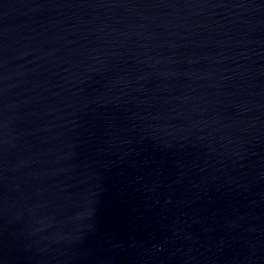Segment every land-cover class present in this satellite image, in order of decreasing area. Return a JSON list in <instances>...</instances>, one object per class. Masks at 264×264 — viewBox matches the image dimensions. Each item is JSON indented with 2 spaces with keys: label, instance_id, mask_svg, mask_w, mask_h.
I'll use <instances>...</instances> for the list:
<instances>
[{
  "label": "water",
  "instance_id": "obj_1",
  "mask_svg": "<svg viewBox=\"0 0 264 264\" xmlns=\"http://www.w3.org/2000/svg\"><path fill=\"white\" fill-rule=\"evenodd\" d=\"M0 264H264V0H0Z\"/></svg>",
  "mask_w": 264,
  "mask_h": 264
}]
</instances>
